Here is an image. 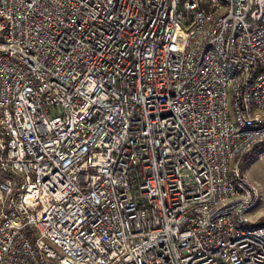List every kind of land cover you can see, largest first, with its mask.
<instances>
[{"label":"built area","instance_id":"1","mask_svg":"<svg viewBox=\"0 0 264 264\" xmlns=\"http://www.w3.org/2000/svg\"><path fill=\"white\" fill-rule=\"evenodd\" d=\"M253 157L264 0H0V264H264Z\"/></svg>","mask_w":264,"mask_h":264},{"label":"rangeland","instance_id":"2","mask_svg":"<svg viewBox=\"0 0 264 264\" xmlns=\"http://www.w3.org/2000/svg\"><path fill=\"white\" fill-rule=\"evenodd\" d=\"M243 171L245 176L258 186L260 193V200L251 214V219L254 221L253 227L256 222L258 226L264 225V163L253 157L247 162Z\"/></svg>","mask_w":264,"mask_h":264},{"label":"trees","instance_id":"3","mask_svg":"<svg viewBox=\"0 0 264 264\" xmlns=\"http://www.w3.org/2000/svg\"><path fill=\"white\" fill-rule=\"evenodd\" d=\"M257 224V222L255 223V226H258V225H256Z\"/></svg>","mask_w":264,"mask_h":264}]
</instances>
